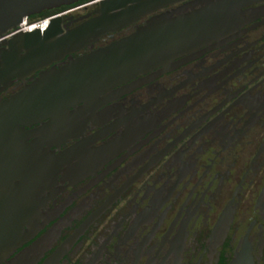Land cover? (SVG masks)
Segmentation results:
<instances>
[{
	"label": "flooded vegetation",
	"instance_id": "obj_1",
	"mask_svg": "<svg viewBox=\"0 0 264 264\" xmlns=\"http://www.w3.org/2000/svg\"><path fill=\"white\" fill-rule=\"evenodd\" d=\"M211 3L219 25L168 65L98 68L153 17ZM98 7L0 0V160L23 163L0 171V204L27 213L0 264H264V0H185L68 54L26 45ZM25 18L51 21L28 36Z\"/></svg>",
	"mask_w": 264,
	"mask_h": 264
},
{
	"label": "water",
	"instance_id": "obj_2",
	"mask_svg": "<svg viewBox=\"0 0 264 264\" xmlns=\"http://www.w3.org/2000/svg\"><path fill=\"white\" fill-rule=\"evenodd\" d=\"M80 1L83 0H14V3L21 16L27 17L45 9ZM183 1L185 0H98L97 17L71 31L66 38L54 39L53 32L60 31V19H56L45 31L44 41L38 38L26 41V45H36L42 52L55 48L57 53H72L90 46L102 35L118 32L148 14ZM224 13L223 6L211 3L200 10L193 9L190 13L186 8H178L155 16L131 37L102 52V57L97 59L98 68L106 76L117 77L166 66L177 57L206 43L209 33L219 25ZM36 32L38 30L27 35L32 36ZM1 124H5V121L0 111ZM20 164L23 163L0 160V171H5L8 165L18 169ZM26 215V212L6 209L0 204V261L24 241Z\"/></svg>",
	"mask_w": 264,
	"mask_h": 264
},
{
	"label": "built area",
	"instance_id": "obj_3",
	"mask_svg": "<svg viewBox=\"0 0 264 264\" xmlns=\"http://www.w3.org/2000/svg\"><path fill=\"white\" fill-rule=\"evenodd\" d=\"M74 10H76V9H74ZM50 20H51V18H45L41 21H38V22H35L32 24H28V19L25 18V20L21 24V28H23L24 30H32V29L39 30L40 29L41 31H43L42 29H44V27H46L48 25Z\"/></svg>",
	"mask_w": 264,
	"mask_h": 264
},
{
	"label": "bare ground",
	"instance_id": "obj_4",
	"mask_svg": "<svg viewBox=\"0 0 264 264\" xmlns=\"http://www.w3.org/2000/svg\"><path fill=\"white\" fill-rule=\"evenodd\" d=\"M25 20V19H24ZM23 20V21H24ZM51 21V20H50ZM49 24H50V22L48 23V25L46 26V27H44V29H42V30H45L48 26H49ZM50 27V26H49ZM40 30V29H39ZM33 31H37V30H33Z\"/></svg>",
	"mask_w": 264,
	"mask_h": 264
}]
</instances>
